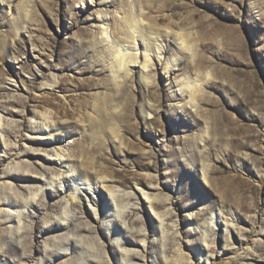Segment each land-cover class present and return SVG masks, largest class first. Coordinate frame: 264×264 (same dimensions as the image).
<instances>
[{
  "label": "rangeland",
  "instance_id": "374dc122",
  "mask_svg": "<svg viewBox=\"0 0 264 264\" xmlns=\"http://www.w3.org/2000/svg\"><path fill=\"white\" fill-rule=\"evenodd\" d=\"M105 13L122 49L142 23L147 67L138 39L113 77ZM0 116V185L41 191L0 190V264H264V0H0ZM59 140L98 199L66 221L71 196L34 171Z\"/></svg>",
  "mask_w": 264,
  "mask_h": 264
},
{
  "label": "bare ground",
  "instance_id": "6f19581e",
  "mask_svg": "<svg viewBox=\"0 0 264 264\" xmlns=\"http://www.w3.org/2000/svg\"><path fill=\"white\" fill-rule=\"evenodd\" d=\"M81 1H84V0H81ZM99 20L101 22V28H100V36H99L98 43H104V44H108L109 45L108 48H110L111 56H112L109 59H110L111 67L114 68V70L112 71L114 73L113 74L114 78H117V75H119L120 71L124 70L127 65L137 62L138 53L136 51L138 49H137V47H136L134 42L136 40H138V39L141 40L142 43H143V58H144L143 68L148 66V62L150 60V53H149V50H148V48H149L148 47L149 38H147V36L142 32L143 25H142V23L140 21H137V20H135L133 18L132 19H128L127 21H125V25H126V28H127V37L131 38L133 40V43L129 42L128 44H126L127 47H124L125 49H122L117 44H113L112 42L110 43L108 41L109 38H112V37L114 38L115 33L113 34V32H112L111 25H110V19L107 18L106 13H105V15H100ZM144 30L145 29H143V31ZM120 32L122 33L123 30H121ZM184 40L182 41V39H181V41H179V48L182 51L183 50H185V51L187 50L188 52H190V50L192 48L188 47ZM120 43H121V41H120ZM157 50L160 51L159 48H157ZM191 55L192 54L190 53L189 56H191ZM167 62L169 63V59H167ZM170 66L171 65H167L166 67L169 68ZM206 78H209V74L206 75ZM186 83L188 84V82H186ZM180 86H181L182 89H185V87H186V85L183 84V82H180ZM194 87L196 88L195 85H194ZM192 90L194 91V88ZM0 122H1V116H0ZM45 125L46 124H43L42 126L44 127ZM0 126H1V124H0ZM51 152H52V155H54L56 157L57 163L45 164V167H44V169L42 171L39 170L38 168H36L34 171H35L36 174H40L41 176H46L47 175L49 177L48 179L51 181V183L47 184L48 186H50L51 188H54L55 185L62 186L63 190H65L68 193V195L71 196L70 200H67L66 207L64 208V210L62 211L61 216H60V220L61 221H66V220H69V219L73 218V214H72V211L74 209L73 206H74V204H76L77 200L84 199L87 202H89V200H93V201H97L98 200L97 196L96 197L94 196L95 191H97V189L88 188L86 191L80 190V186L81 185H86V184L89 185L90 182L87 183L85 178H84V180L80 179V178H83V177H80L81 175H79V173H78L77 166H67L66 170L72 176L70 179L67 176L64 175V173L66 171H64L62 169L63 167L60 166L61 165L60 163L63 161V159H64V157L66 155H70L71 151L64 145V143L61 140H59V142H57L56 145L51 148ZM13 163H14L13 161L8 163V166H10V169H13L15 171H18V169L25 170L26 172H30L31 171L30 168H29V165L26 166V165L22 164L21 166L15 167V166H13ZM8 174H10V173H8ZM205 174H206V172H205V169H204L202 171V176H203L204 180L206 179L205 178ZM75 181L76 182L78 181V183H76ZM0 190H1V194L3 193V195H5V194L8 195V197L10 199V204L11 203L16 204L18 202V205L21 206L22 208H25V206L28 203L29 204L33 203L36 200V198L41 193L40 189L36 188L33 191H31L26 196V198H22L24 196H22L23 194H21L19 192L17 187L14 188V187H10L9 185L6 186V184H4V186L0 185ZM113 192H115V191L114 190L113 191L110 190L108 192V197H109V200L112 203H114V205L112 207L115 208L114 209L115 215H117V217H120V215L122 213V210L119 211L120 208L119 209H116V208L117 207H121V206H118V205H119V202L122 200L123 196L121 195L120 197H118L119 195L116 196V195H114ZM142 194L146 197V200H148L147 201L148 206L151 209H153V206H154L153 205V201L154 200L153 199L151 200L150 197H147L148 195H146V193L143 192ZM120 198H121V200H120ZM121 202H123V201H121ZM121 202H120V204H121ZM0 214L2 215V213H0ZM157 214H156V216L158 218V221H159V224H160V228H161L162 223H164L163 222L164 221L163 220L164 219V213L162 215L161 214L157 215ZM1 215H0V217H1ZM22 216H23L22 213H16L15 216H14L17 219L16 221H17V224H18V227H17L18 231L22 229L20 227V222H22ZM212 223H213L212 221L208 222L209 225L210 224L212 225ZM61 237L58 236V238L56 239L57 241L56 240L55 241H51L50 244H51V247L55 248L54 250L60 249V247H63L61 245H62V243L64 244L66 240L60 239ZM59 240H61V241H59ZM129 250L125 249V251H123V253L121 255L122 258L124 257V259H125L128 256L127 253L129 252ZM176 258H178V257L176 256ZM180 259H181V257H179V260ZM128 261L130 262V260H128ZM126 263H127V260H126Z\"/></svg>",
  "mask_w": 264,
  "mask_h": 264
}]
</instances>
